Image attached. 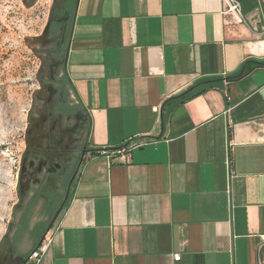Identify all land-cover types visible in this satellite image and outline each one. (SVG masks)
Returning a JSON list of instances; mask_svg holds the SVG:
<instances>
[{
    "label": "crops",
    "instance_id": "0c3cea01",
    "mask_svg": "<svg viewBox=\"0 0 264 264\" xmlns=\"http://www.w3.org/2000/svg\"><path fill=\"white\" fill-rule=\"evenodd\" d=\"M236 1L241 23L223 0H74L64 72L89 151L26 264L44 228L38 264H261L264 0ZM205 77L222 80L167 102Z\"/></svg>",
    "mask_w": 264,
    "mask_h": 264
},
{
    "label": "rangeland",
    "instance_id": "374dc122",
    "mask_svg": "<svg viewBox=\"0 0 264 264\" xmlns=\"http://www.w3.org/2000/svg\"><path fill=\"white\" fill-rule=\"evenodd\" d=\"M57 4V0H33L30 5L24 0H0V264H9L13 257L25 259L26 264L29 241L57 210V200L45 210L39 198L28 205L29 194L20 197L17 188L28 160L24 162L30 119L51 110L54 100L78 105L64 66L55 72L53 58L47 57L62 35L60 22L51 16ZM63 18H68L65 26L69 27L70 13ZM66 38L61 45L65 46ZM50 69L55 80H50ZM59 86L61 90L55 89ZM10 223L14 224L9 230ZM260 260L264 264V256Z\"/></svg>",
    "mask_w": 264,
    "mask_h": 264
},
{
    "label": "flooded vegetation",
    "instance_id": "af4514ba",
    "mask_svg": "<svg viewBox=\"0 0 264 264\" xmlns=\"http://www.w3.org/2000/svg\"><path fill=\"white\" fill-rule=\"evenodd\" d=\"M63 1L57 0L58 4L55 10L62 7ZM68 14H66L67 17ZM66 19L68 18L61 17L59 20L61 27L62 22L64 23ZM50 20L52 22V19ZM58 39V43L53 45V48L61 46L63 40L61 34L58 35ZM50 56L54 60L51 67L55 66V72H57L58 66H64L65 56L49 52L47 57ZM52 73L53 71L50 69V80H55L56 76L53 78ZM55 89L61 90V86ZM60 100L62 102V99ZM57 101H53L54 106L51 110L40 113L37 119L31 118L28 122L27 142L29 148L25 152L24 162L25 159L28 160L27 165L22 166L20 170L17 186V188L19 187L18 196H24L22 195L23 192L29 194L28 205L39 198L42 200V209H45L47 202H50L51 205L52 201H58L55 208L57 210L50 216V221L54 220L60 211V207L62 208L65 204L70 186L89 151L88 116L82 112L78 105L73 107L70 101H65V103ZM48 192H50L49 195ZM27 206L24 213L28 210ZM21 217L24 218V215ZM11 218H13V215H11ZM13 224L10 223L9 230L13 227ZM44 229L41 234L42 237L45 234ZM5 236H7V233ZM26 257H28L27 254ZM24 261L25 259L13 257L12 260H9V264H23Z\"/></svg>",
    "mask_w": 264,
    "mask_h": 264
},
{
    "label": "trees",
    "instance_id": "16d2710c",
    "mask_svg": "<svg viewBox=\"0 0 264 264\" xmlns=\"http://www.w3.org/2000/svg\"><path fill=\"white\" fill-rule=\"evenodd\" d=\"M26 5H30V3H32L33 0H24ZM73 2L74 0H64L62 3V7L56 9V11L54 12L55 8H57L55 6V8L52 10L51 16L52 19L55 18V23L60 22L59 20L61 19V17L65 16L66 14H68V12L71 13L72 8H73ZM62 22V21H61ZM68 31H69V27L65 26V22H62V38H66L68 36ZM51 52V51H50ZM52 53H54L55 55H59V54H63V56H65V46L61 45L59 47L53 48ZM253 64L257 65V66H264V61H258V60H252L251 61ZM250 71V68H241L239 69L236 73H234L233 75L229 76L227 78L228 81L230 80H235L238 79L240 77H242L243 75H245L247 72ZM222 79L219 77H205V78H200L197 81H195L193 84H191L190 86H188L185 90H183L182 92H180L178 95L171 97L167 100L170 101L172 99L177 100L178 103H184L189 99H192L194 97H196L197 95L205 92L207 89H210L214 86H216ZM68 81V80H67ZM126 152L128 151L127 146H122L119 148H114L113 150H102L103 153H121V152ZM261 256H264V243L259 247L258 249V258L260 261Z\"/></svg>",
    "mask_w": 264,
    "mask_h": 264
},
{
    "label": "built area",
    "instance_id": "2783aa9c",
    "mask_svg": "<svg viewBox=\"0 0 264 264\" xmlns=\"http://www.w3.org/2000/svg\"><path fill=\"white\" fill-rule=\"evenodd\" d=\"M223 2L225 3V11L230 12L234 16L236 22H238V23L243 22V16L240 12L239 3L236 0H223ZM263 32H264V26H263ZM121 153H122V157L125 160L130 159V152L129 151H126V152L123 151ZM106 154H107V156H111L110 153H106ZM263 240H264V236H263ZM51 244H52V236L46 232L43 235V237L41 238V240L38 242V244L35 246V248L31 250V252L29 254L30 260L34 264H38L40 262L41 258L43 257V255L50 248ZM173 258H174V260H178L180 258V255L174 254Z\"/></svg>",
    "mask_w": 264,
    "mask_h": 264
}]
</instances>
